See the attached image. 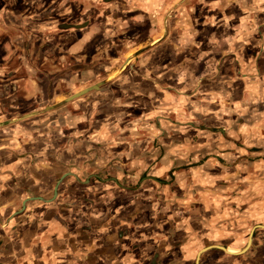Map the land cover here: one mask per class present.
I'll return each mask as SVG.
<instances>
[{"label": "crops", "instance_id": "1", "mask_svg": "<svg viewBox=\"0 0 264 264\" xmlns=\"http://www.w3.org/2000/svg\"><path fill=\"white\" fill-rule=\"evenodd\" d=\"M189 16L224 36L227 65L264 66V0H0V264H264V210L120 183L167 185L180 162L129 136L159 92L189 88Z\"/></svg>", "mask_w": 264, "mask_h": 264}, {"label": "rangeland", "instance_id": "2", "mask_svg": "<svg viewBox=\"0 0 264 264\" xmlns=\"http://www.w3.org/2000/svg\"><path fill=\"white\" fill-rule=\"evenodd\" d=\"M193 7L188 6L190 15L194 14ZM189 17L192 18L184 21V43L193 48L196 42L202 49L199 56L193 52L201 58L189 62L193 68L182 75L183 81L191 82L187 83L189 88L182 93L171 86L169 99L159 92L157 96L163 101V108L155 107L148 116L139 113L137 125L133 124L137 131L129 136L140 145L136 149L138 155L169 153L180 157V162L173 163L171 172L164 175L167 185L155 184L144 174L141 178L122 179L120 183L131 189L155 187L159 189V198L161 188L169 186L172 196L181 202L204 205L213 200L218 206L233 205L239 210L242 207L244 213L254 215L257 210H264V66L258 63L260 66L242 67L238 62V67L235 63L231 66V62L227 65L225 52H221L226 48L224 36L210 41L207 36L211 21L201 20L200 28V20ZM195 29L197 33L201 31L196 37ZM215 46L221 51H214ZM166 54L154 53L153 59L160 60ZM127 58L133 61V52ZM226 76L233 78L227 85ZM197 85L200 89L191 94L190 89ZM144 166L125 169L123 165L121 169L139 172ZM258 221L264 225V216ZM255 233L262 241L264 252V228L257 226ZM253 262L257 261L251 260L249 264Z\"/></svg>", "mask_w": 264, "mask_h": 264}, {"label": "water", "instance_id": "3", "mask_svg": "<svg viewBox=\"0 0 264 264\" xmlns=\"http://www.w3.org/2000/svg\"><path fill=\"white\" fill-rule=\"evenodd\" d=\"M94 88H96V86H95ZM79 94H82V92L77 93L76 95H79ZM76 95H75V96H76ZM259 226H261V225H259ZM252 232H253V231H251V233H250V235H249L248 244H247L246 248L243 249V251H245V250L251 245ZM220 247L223 248L222 246H220Z\"/></svg>", "mask_w": 264, "mask_h": 264}, {"label": "bare ground", "instance_id": "4", "mask_svg": "<svg viewBox=\"0 0 264 264\" xmlns=\"http://www.w3.org/2000/svg\"><path fill=\"white\" fill-rule=\"evenodd\" d=\"M228 252H232L230 249L227 250Z\"/></svg>", "mask_w": 264, "mask_h": 264}]
</instances>
